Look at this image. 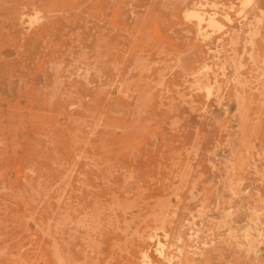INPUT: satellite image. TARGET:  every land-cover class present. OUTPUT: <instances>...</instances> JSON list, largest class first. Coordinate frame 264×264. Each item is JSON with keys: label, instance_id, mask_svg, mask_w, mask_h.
<instances>
[{"label": "rangeland", "instance_id": "374dc122", "mask_svg": "<svg viewBox=\"0 0 264 264\" xmlns=\"http://www.w3.org/2000/svg\"><path fill=\"white\" fill-rule=\"evenodd\" d=\"M145 256L264 264V0H0V264Z\"/></svg>", "mask_w": 264, "mask_h": 264}, {"label": "bare ground", "instance_id": "6f19581e", "mask_svg": "<svg viewBox=\"0 0 264 264\" xmlns=\"http://www.w3.org/2000/svg\"><path fill=\"white\" fill-rule=\"evenodd\" d=\"M253 0H244V2H246V3H250V2H252ZM206 13L207 12H205V11H194L192 14H191V16L193 17V18H196V19H198L200 22H203L204 20H206L205 18V15H206ZM209 19H210V23H214L215 22V20L213 19V17H212V15L211 16H209ZM36 20H32L31 22H30V24L32 23V24H35L36 22H35ZM236 33V32H235ZM233 39H234V37H233ZM117 232V231H116ZM201 230H200V228L199 229H195V228H190V233L189 234H187V236H188V239L186 240V239H184L183 237H181L180 239H179V241L181 242V243H183V245H187V242H193L195 239H197L198 237H200L201 236ZM117 234V233H116ZM118 234H120V233H118ZM181 252H182V249L180 250ZM157 259L155 258V259H153V258H150L149 256H145L142 260H141V264H158L157 263V261H156ZM170 264H172V262H170Z\"/></svg>", "mask_w": 264, "mask_h": 264}]
</instances>
